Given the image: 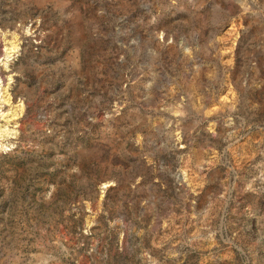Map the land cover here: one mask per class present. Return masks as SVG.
Masks as SVG:
<instances>
[{
    "label": "rangeland",
    "instance_id": "1",
    "mask_svg": "<svg viewBox=\"0 0 264 264\" xmlns=\"http://www.w3.org/2000/svg\"><path fill=\"white\" fill-rule=\"evenodd\" d=\"M0 264H264V0H0Z\"/></svg>",
    "mask_w": 264,
    "mask_h": 264
}]
</instances>
